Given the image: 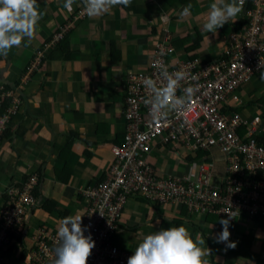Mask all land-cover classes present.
I'll return each instance as SVG.
<instances>
[{
    "label": "crops",
    "instance_id": "1",
    "mask_svg": "<svg viewBox=\"0 0 264 264\" xmlns=\"http://www.w3.org/2000/svg\"><path fill=\"white\" fill-rule=\"evenodd\" d=\"M212 2L131 0L126 8L115 6L100 17L76 20L82 10L81 0H76L71 12L63 9L64 0H37L43 15L34 38L13 47L7 57L0 56V83L18 85L22 80L20 110L6 123L0 143V206L8 187H21L32 174L38 177L37 204L28 214L24 230L18 229L4 248L8 264H29L28 255L35 247L39 229L58 238L63 217L79 214L84 215L83 221L89 201L81 194L82 187L106 178L115 159L112 147L125 138L127 81L133 73L148 70L158 44L166 36L175 47L169 56L172 62L193 57L210 62L221 55L229 33L241 27L244 9L235 22L229 21L213 36L201 30ZM188 4L193 5L192 15L181 18L178 13ZM66 27L64 37L52 43L54 35ZM30 65L35 77L25 81L24 73ZM245 83L243 88L252 83L257 89L247 99L245 90L239 88V101L230 109L244 113L241 109L251 104L264 112L260 72ZM254 115L264 121V113L251 117ZM161 146L153 147L148 160L165 173L167 165L159 161ZM179 157L190 164L188 174L197 161L187 160L185 153ZM219 159L213 156L214 161ZM142 202L152 205L154 212H146ZM167 205L175 215L161 213V205L141 195L129 197L114 243L134 251L144 235L183 225L193 239L197 233L202 234L205 246L211 249L207 257L210 264H264V230L255 226L264 221L247 220L241 215L231 219L230 241L236 242V247L226 250L225 244L215 242L222 230L219 221L225 218L188 212L182 205ZM148 220H159L160 224Z\"/></svg>",
    "mask_w": 264,
    "mask_h": 264
},
{
    "label": "built area",
    "instance_id": "2",
    "mask_svg": "<svg viewBox=\"0 0 264 264\" xmlns=\"http://www.w3.org/2000/svg\"><path fill=\"white\" fill-rule=\"evenodd\" d=\"M249 1L251 8H245L243 15L246 23L229 33L216 60L204 62L193 57L172 62L169 56L175 47L166 36L158 44L148 70L135 72L128 79L124 100L125 138L112 147L115 159L106 178L81 189L89 201L82 228L87 226L84 235L90 234L95 242L87 264H127L134 251L114 243L113 236L124 206L133 195H141L156 204H180L189 212L225 219L230 215V220L246 214L249 219L264 221V121L259 115L243 116L230 109L232 103L239 101V87L264 68V0ZM86 17L83 12L78 13L76 20ZM61 39L54 36L52 43ZM164 68L169 73L185 71L189 77L195 76V80L181 81L176 95H183L186 87H192L194 93L183 108L168 111L165 119L154 122L145 104L151 93L143 80H159L160 70ZM30 69H34L32 65L25 70V81ZM5 100L8 105L2 110ZM20 107V95L0 83V143L6 123ZM155 145H171L178 154L181 150L185 154L196 151L205 154L195 162L197 167L191 169L195 173L175 176L169 173L168 164L165 173H161L148 160ZM214 148L225 155L226 162L217 184L210 179L214 171L210 160ZM37 184L38 177L32 174L21 187L6 189L0 211V248L12 240L18 229L24 230L27 216L37 204ZM57 239L46 229H39L34 237L35 247L28 255L29 264H50ZM0 264H8L1 251Z\"/></svg>",
    "mask_w": 264,
    "mask_h": 264
},
{
    "label": "clouds",
    "instance_id": "3",
    "mask_svg": "<svg viewBox=\"0 0 264 264\" xmlns=\"http://www.w3.org/2000/svg\"><path fill=\"white\" fill-rule=\"evenodd\" d=\"M76 0H64V10L71 12ZM131 0H81L82 11L89 18L100 17L110 12L115 6L127 7ZM245 0H213L205 15L201 30L217 35V30L226 23L235 22L243 12ZM192 4L184 6L178 13L181 18L192 15ZM37 0H0V56L7 57L13 47H20L22 42H31L34 38L39 21L42 18ZM207 39L210 42L208 36ZM189 77L185 71L169 73L161 69L159 80L145 78L144 86L151 95L145 100L149 106V114L154 122L165 119L168 111H176L191 100L194 89L186 87L183 95L177 96L180 82ZM264 80V70L260 72ZM228 215V214H227ZM84 215H67L59 222L55 256L50 264H87L91 250L95 246L91 235H84L87 226L82 228ZM229 219H221V231L216 235L215 242L225 244V249H234L236 242L230 241ZM211 249L205 246L202 234L197 233L193 239L183 225L168 227L151 234L144 235L133 254L127 259V264H210L207 258Z\"/></svg>",
    "mask_w": 264,
    "mask_h": 264
},
{
    "label": "rangeland",
    "instance_id": "4",
    "mask_svg": "<svg viewBox=\"0 0 264 264\" xmlns=\"http://www.w3.org/2000/svg\"><path fill=\"white\" fill-rule=\"evenodd\" d=\"M195 11H197V8H195ZM83 11L80 9L79 11H78V13H82ZM78 15V14H77ZM76 19V18H75ZM67 32H61V33H57V34H55L54 36L55 37H60V38H63L64 37V35L66 34ZM145 50L146 51H148V47H145ZM42 63V66L44 65V63L43 62H41ZM40 63V64H41ZM264 69V68H263ZM262 69V70H263ZM256 74H258V73H255L254 75H256ZM34 77H35V69H30V71H28V78H27V80H32V78L34 79ZM252 78V77H251ZM250 78V79H251ZM249 79V80H250ZM246 83L244 82L239 88L241 89V87L243 88V85H245ZM244 90H245V92H246V94L244 95V98H250V95H251V93L252 92H254V89H257L252 83H250V84H247L244 88H243ZM237 96L239 97V93H237ZM235 103H232V105H234ZM246 110H243V109H241V111L242 112H244V113H241V114H245L246 116H249V117H251L253 114H255V113H257V114H261V113H264V112H262V110H261V107H258L257 105H248V106H246V108H245ZM181 153H185V150H181ZM213 153V154H212ZM211 162H213V166H214V171H213V175L211 176V182L212 183H215V184H217V183H219L220 182V178H219V176H221V174H223L224 173V171H225V168H226V162H225V160H224V157H225V155L222 153V152H220V151H218L216 148H214V149H212V151H211ZM158 156H159V153H158ZM213 156H215V157H218V158H220L219 159V161H213ZM163 165H167L168 164V167H167V169H168V171H169V173H171V174H176V175H179V176H181V175H183L184 173L185 174H187L186 173V171H187V169L189 168V166H190V164L189 163H185L184 161L185 160H183V161H181V159H180V157H179V154H178V152L177 151H175L173 148H172V146L171 145H163V146H161V153H160V160H159ZM173 166H176L178 169L177 170H171V167H173ZM195 167H194V169L197 167V163H195V165H194ZM189 172H192V173H195V170H192V171H189ZM145 200V199H144ZM142 206H145V210H146V212L147 211H153L154 212V208H153V206L152 205H150L149 203H147V202H142V204H141ZM159 205H161L160 207H163V208H159V211L161 212V213H165V214H167V215H175L176 213L175 212H172L171 210H172V207H168V205L167 204H165V205H162V204H159ZM177 207H180V204H175ZM188 211V210H187ZM189 212V211H188ZM194 216H196V215H194ZM141 215H140V219L138 220L139 222H140V220H141ZM241 218H247V220H249V216L248 215H246V214H241ZM147 223H152V222H155V223H157V224H160V222H159V220H154V221H151V220H148V221H146ZM255 226L256 227H259V228H261L262 230H264V222H260V223H255ZM217 228V227H216ZM221 229V228H220ZM7 246V244H4L3 246H1V248H0V251L4 254V253H6L5 252V250H4V248Z\"/></svg>",
    "mask_w": 264,
    "mask_h": 264
},
{
    "label": "trees",
    "instance_id": "5",
    "mask_svg": "<svg viewBox=\"0 0 264 264\" xmlns=\"http://www.w3.org/2000/svg\"><path fill=\"white\" fill-rule=\"evenodd\" d=\"M245 8L246 9H250L251 8V3H250V1L248 0L247 2H246V4L244 5V13H245ZM244 15V14H243ZM246 23V20H243L242 21V25L243 24H245ZM241 25V26H242ZM238 27V26H237ZM237 27H235L234 28V30H237ZM196 45H197V43H196ZM196 45H192V46H196ZM190 49H192V48H190ZM47 53V52H46ZM43 59H44V61H45V56L43 57ZM205 62V61H204ZM253 76V75H252ZM251 76V77H252ZM250 77V78H251ZM6 86H7V88H10V89H13L18 95H20V93H19V86H20V81H19V84L18 85H7L6 84ZM4 103L5 104H3V108H2V110H5V108L7 107V105H8V102L5 100L4 101ZM234 110H236L237 111V108H234ZM124 111H125V107H124ZM6 132V131H5ZM4 135H5V133H4ZM3 139H4V136H3ZM2 139V140H3ZM121 144V143H120ZM204 151H196V152H194V153H187L186 154V159L187 160H189V161H198V160H201L202 158H204ZM2 206V205H1ZM1 206H0V211H1ZM252 219V218H251ZM256 220H259V219H256ZM1 223H2V219L0 218V225H1ZM4 259H5V253H4ZM5 261H6V259H5ZM7 262V261H6ZM10 264V263H9Z\"/></svg>",
    "mask_w": 264,
    "mask_h": 264
}]
</instances>
